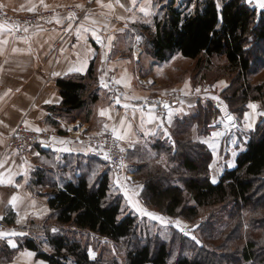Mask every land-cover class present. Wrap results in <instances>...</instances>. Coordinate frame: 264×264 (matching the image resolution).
<instances>
[{"label": "trees", "instance_id": "trees-1", "mask_svg": "<svg viewBox=\"0 0 264 264\" xmlns=\"http://www.w3.org/2000/svg\"><path fill=\"white\" fill-rule=\"evenodd\" d=\"M181 3L175 6L174 0H170L162 7L164 16L155 17V29L144 38L153 57L158 61H168L180 54L196 60L197 65L205 63L207 66L220 60L221 68L239 85L230 96L231 99L235 100L238 95L243 103L258 100L264 110V79L256 84L249 80L259 69L258 65L264 66V11H258L245 0H196L195 6L191 0ZM97 72L93 65L88 77L77 74L57 80L63 98L61 105L54 109L57 116L71 119L81 110L90 113V105L99 98L98 89L96 91L92 88L97 81ZM205 110L208 108L201 103L191 119L194 121L195 118L207 127L212 119L208 122L205 118L203 121L199 119ZM213 111L216 112L215 109ZM244 113L242 111L240 116H244ZM243 136H247L245 149L238 153L236 167L225 166L217 183L211 180L209 163L212 155L207 145L202 143L195 146L199 160L182 156V168L187 175L182 179L184 187L172 183L163 186L149 174L146 191L150 203L170 216L180 215L193 219L198 216L199 209L233 202L236 206L235 214L232 213L233 219L237 221L234 228L236 231L240 233L243 227V206L251 207L252 213L258 214L253 218V224L264 225V218L259 216L264 208V117L254 131L240 136L242 140ZM171 138L173 143L174 135ZM172 143L164 140L156 142L157 147L164 145L166 148ZM184 143L180 141L181 148H189L191 145ZM43 150L48 154L53 153L51 150ZM66 159L65 171H70L73 177L64 183L52 185L48 199L51 209L49 218L56 224L91 231L115 243H125L126 247L130 244L125 264H206L186 253L171 263L174 252L171 241H162L158 236L143 239L139 235L138 217L132 213L123 214L122 196L119 192L111 194L115 186L103 155L88 153L74 155L72 159L68 156ZM83 159H87V162ZM77 170H81L82 174H77ZM49 175L50 172L38 170L35 173V184H42L43 176L46 178ZM47 232L50 235L46 246L50 251L42 250L41 244L31 237L20 239V248L37 252V257L49 264H68L71 259L75 264H106L102 258H90L87 248L79 241H71L61 234L53 235L51 229ZM228 236L229 233L226 234ZM175 241L182 242L174 237L172 242ZM257 241L249 237L241 249L243 261L255 259ZM3 252L9 254L13 249L3 244L0 253ZM107 264L120 263L112 260Z\"/></svg>", "mask_w": 264, "mask_h": 264}, {"label": "crops", "instance_id": "crops-1", "mask_svg": "<svg viewBox=\"0 0 264 264\" xmlns=\"http://www.w3.org/2000/svg\"><path fill=\"white\" fill-rule=\"evenodd\" d=\"M109 4L112 5L111 8L108 7ZM248 4L262 11L258 7V0H251ZM141 7L149 8L151 14L145 16L139 11ZM0 8L14 13L56 10L49 21L26 29L15 30L0 20V179L3 180L0 183V217L3 219L0 220L24 227L29 221H42L51 211L45 192L50 184H45V176L42 184H35V173L38 170L52 172L50 168H43L45 161L49 159L51 166L58 164L65 171L68 156L72 159L74 155L90 153L65 139L70 138L73 123L63 121L54 113V109L63 100L57 85L58 79L77 74L88 77L94 65L99 73L97 78L100 98L96 104V124L103 127L106 125L112 132L115 129L116 132L113 133L116 137L117 133L123 136V139H117L125 146H132L133 141L140 137L155 138L156 142L164 140L171 144V134L164 128L162 120H173L177 115L181 119L186 115L191 116L195 108L193 104H181L175 109L172 106L166 110L167 115L159 118L157 108L148 105L147 98L135 91L134 73L137 71L135 69H139V57L143 53V29H155L154 19L162 8L159 0H136L135 5L132 0H0ZM69 9L76 11L69 12ZM72 14L74 18L70 20L69 16ZM108 69L116 73L118 84L123 89L116 101L111 100L109 95V84L104 74ZM143 99H146L145 102ZM102 110L106 115H100ZM83 111L86 110H81L80 113ZM258 115V108H250L242 126L230 129L231 132L226 135L230 139L229 147L225 146L223 140L225 134H209L210 139L206 142L215 155H219L222 144L223 156L227 158L231 154V158L223 159V166L236 167L237 155L245 149L247 137L243 136L242 140L240 136L245 131L255 130ZM20 123L31 130L61 134L49 144L53 153H45L37 147L25 157L17 156L9 148V140ZM88 125V122L83 123L85 127ZM83 160L87 162V159ZM76 173L82 174V171L77 170ZM220 177L221 175L217 177L213 174L211 180L217 183ZM116 184L119 185L117 182ZM14 196L18 198L15 205L12 203ZM12 232L28 234L17 230V227L3 233ZM24 235L2 236L9 238L8 243L11 240L17 244ZM28 253H20L21 256H26L23 260L25 264H29L26 261Z\"/></svg>", "mask_w": 264, "mask_h": 264}, {"label": "rangeland", "instance_id": "rangeland-1", "mask_svg": "<svg viewBox=\"0 0 264 264\" xmlns=\"http://www.w3.org/2000/svg\"><path fill=\"white\" fill-rule=\"evenodd\" d=\"M186 1L188 0H174V5L178 6L181 2L186 3ZM191 1L192 5L195 6L196 0ZM169 2L170 0H159L163 8ZM70 10L74 11L75 9H69V12ZM0 12L3 13V15H0V20L12 26L15 30L30 28L41 22L49 21L56 14V10L44 9L35 12L14 13L0 8ZM49 12L53 14L40 20L44 13ZM158 15L164 16V9H161ZM8 17L28 18L34 21H30L27 24L21 22V24H16L10 22ZM150 33L151 29H143L142 35L146 38ZM142 47L143 53L141 57H139V69H135V71H137L134 73L136 81V90H134L137 94L145 96L149 102L148 105H153L157 108L156 113L159 118L167 115L166 110L168 108L173 106L172 108L175 109L181 104L185 106L193 104L195 108L192 113L193 115L202 103L208 110H205L204 114L199 115V119L203 121V118H205L207 122L212 119L209 126L206 127L205 125H201L195 118L193 121L191 119L192 115H186L182 119L177 115L173 120L170 118H166V121L162 120L164 128L169 130L171 136L174 135V141L169 148H166L167 146L164 145L157 147L158 143L156 144L155 138L146 139L144 137H140L139 139L136 138L132 146H125L120 143L109 128L96 124V104L100 101L99 98L97 102L90 105V113L83 111L82 113L75 114L71 119H63V121L73 123L70 138L66 137L65 139L67 142L81 146L90 153H93L92 147L99 143L96 141L97 136L108 135L115 141L116 144L114 146L121 152L123 160L121 165L122 169L120 171L111 168L110 163H108L112 183L115 186L111 194L119 192L120 197L122 196L123 214L132 213L138 217V233L143 239H145L144 237L147 238V236H158L162 241H171V246H174L171 263L176 262L174 261L176 257H180L186 253L192 258L206 262V264H264V225L253 224V218L258 216V214L252 213L253 210L251 207L243 206L242 208L243 227L239 233L234 229L237 221L232 217V213L235 214L234 209L236 207L233 202L199 209L196 218L186 219L180 215L175 217L170 216L160 208L155 207V205L153 206V204L150 203L149 193L146 191V181L149 174H152L155 181L163 184V186L172 183L184 187L182 179L187 175L182 168V156H189L199 160L200 156L196 154L197 147L195 146L201 143L207 145V148L210 150V152H208L212 155L211 162L209 163L211 178L213 174L217 177L220 175L222 176L225 168V166H223L224 160H227L229 157L231 158V154L228 155L227 158L223 156L222 151L224 146L222 144L219 155H215L206 142L210 139L209 134L211 135L213 132L225 134L223 140L226 143L225 146L229 147L228 144H230V139L229 136L226 137V135L231 131L227 130L225 127V120H227L229 116H233L238 122V125L242 126L243 119L250 109L249 105L251 103H257L256 105H258L259 113L258 124L264 117V115L261 114L264 113V110L261 109L260 101L249 100L247 103H243L241 97L238 95L235 97V100L231 99L230 96L235 93L239 85L235 84L233 78L221 68L222 63L220 60H216L211 66H207L205 63L197 65L196 60H191L180 54H176L168 61H158L148 50V47L145 45V40L144 43H142ZM257 67L259 68L257 72L249 77L250 82L253 84L260 83L264 79V66L258 65ZM96 74L98 77L99 73L97 72ZM104 74L109 84L110 98L116 101L122 95L123 91L118 84L117 75L114 71L109 69ZM97 87L98 78L97 81L93 83L92 88L97 91ZM145 100L146 99H143V102H145ZM176 103H179V105H175ZM213 107H215L214 109L216 112L213 111ZM242 111L245 112L244 116H240ZM214 113L215 115L213 116ZM87 122L89 123L88 127L83 126V123ZM220 124L224 125V130L222 128L219 129ZM19 126L27 128L23 123H20L15 128L9 140V148L11 150H14L11 146L12 136ZM239 126L237 127L239 128ZM204 127L206 130H204ZM38 132L48 133L52 136V140L49 144H52L53 141H56L59 136H61L59 133H52L49 131ZM69 134L70 131L68 130V135ZM181 140L191 144L190 147L181 148ZM49 144L46 145L48 148L50 147ZM43 146V144L35 145L29 152L22 156L15 153L19 157H25L37 147L45 149ZM183 148L186 149L182 150ZM167 149L169 150L167 151ZM174 150L177 151L176 154H174ZM45 164L46 165L43 166L45 170H49L48 168L52 170V172H50L52 175H49L51 178L49 179L46 177L45 183L50 184L51 187L58 182L62 183L73 177L69 171H63L56 162V165L51 166L52 163L47 159ZM226 167L229 168V166ZM59 175H61V177H59ZM116 182L119 185H117ZM50 186L47 187L45 191L48 198L52 191ZM189 202H191V200ZM50 213L42 221H29L24 227L16 226V224L13 226L7 224L4 220H0V222L5 224V228L0 229V233L13 230L15 227H17V230L26 231L28 233L24 235V237H20L17 244L15 243L17 247H11L7 241L9 238H4L0 235V246L8 244L9 247L13 249V252L9 254H5L4 252L0 253V264H16V262L20 264L26 257L21 256L20 253L25 251L34 253V255H28L26 259V261H29V264H37L39 262V264H43V262L49 264L43 259L40 261L37 257V252L28 248H20V239L23 240L31 237L41 244L42 250L50 251L46 246V240L50 235L49 232H47L48 229H51V234L53 235L61 234L65 235V237L71 241H79L87 248L89 255L91 253L94 254L97 259L102 258L106 264L112 260H117L120 264H125L127 250L130 248V244L126 247L125 243H115L91 231H80L72 226L62 227L49 218ZM148 213L154 214L155 218L148 215ZM259 216L264 218V208L261 209ZM177 222H179V227H177ZM52 229H56L57 231L54 233ZM181 229H183V231H181ZM228 233L229 236L226 237ZM174 237L179 238L182 242L175 241L173 243L172 240ZM193 237H195V239H193ZM249 237L258 240V245L255 247L256 257L253 261H243L241 249L245 247ZM134 238L136 239V236H134ZM178 244L179 246H176ZM23 264H25V262H23ZM68 264H75V262L71 259Z\"/></svg>", "mask_w": 264, "mask_h": 264}, {"label": "built area", "instance_id": "built-area-1", "mask_svg": "<svg viewBox=\"0 0 264 264\" xmlns=\"http://www.w3.org/2000/svg\"><path fill=\"white\" fill-rule=\"evenodd\" d=\"M52 12L44 13L43 17L40 18V20H43L44 18L52 15ZM0 15H3L2 12H0ZM8 20L10 22L16 23V24H27L30 21H34L33 19L28 18H18V17H8ZM39 20V21H40ZM21 22V23H20ZM115 97V96H114ZM233 117V116H232ZM226 125L225 127L227 130L236 128L238 126V122L236 121L235 117L233 121H229L228 119L225 120ZM222 128L224 130V125L220 124L219 129ZM52 136L48 133H42L38 131H33L28 128H25L24 126H19L17 130L14 132L11 140V146L13 147L14 151L19 155L22 156L25 153L29 152V150L38 144L48 145L49 142H51ZM96 141L99 143L92 147V152L103 155L104 157L107 156L108 163H110L111 168L121 170L122 160L123 156L121 152H119L115 148V141L108 135L104 136H97ZM5 228V224L3 222H0V229Z\"/></svg>", "mask_w": 264, "mask_h": 264}, {"label": "snow or ice", "instance_id": "snow-or-ice-1", "mask_svg": "<svg viewBox=\"0 0 264 264\" xmlns=\"http://www.w3.org/2000/svg\"><path fill=\"white\" fill-rule=\"evenodd\" d=\"M248 2L251 3V0H248ZM132 4L135 5V4H136V0H132ZM108 7L111 8L112 5L109 4ZM121 7H123V5H121ZM258 7H259L262 11H264V0H258ZM30 10H31V9H30ZM129 11H131V9H129ZM139 11L142 12L145 16H148V15L151 14L150 11H149V8H147V7H141V8L139 9ZM73 18H74V14H72V15L69 16V19H70V20L73 19ZM219 19L222 20V17H219ZM56 22H57V23H60L59 20H57ZM93 23H95V21H93ZM80 27H81V28H84V25H81ZM85 30H88V29H85ZM57 75H58V74H57ZM198 91H199V90H198ZM249 107H250L251 109H257V108H258V105H256V104H250ZM261 114L264 115V113H261ZM100 115H101V116H104V115H106V113L102 110V111L100 112ZM228 120H229V121H233V120H234V117L229 116V117H228ZM105 127H107V126L105 125ZM37 131H39V129H37ZM113 132L115 133L116 130L113 129ZM117 138H118V139H123V136H120V135L117 133ZM64 150L67 151V149H64ZM105 158H107V156H106ZM24 175H25V179H27V173H26V172L24 173ZM0 183H3V180H2V179H0ZM9 183H12V181H9ZM17 199H18V198L15 197V196L12 198V203H13L14 205H15ZM148 215H151V216H153V218H155L154 214L148 213ZM0 219H3V217H0ZM18 222H19V221H18ZM177 227H179V222H177ZM52 231L55 233L57 230H56V229H52ZM181 231H183V229H181ZM0 235H10V236H15V235H24V233H15V232L8 233V234L0 233ZM193 239H195V237H193ZM9 244H10L11 247H17V245H16L15 243H13L11 240H9ZM28 255L31 256V255H34V253H28ZM90 258L95 259L94 254H91V253H90Z\"/></svg>", "mask_w": 264, "mask_h": 264}, {"label": "water", "instance_id": "water-1", "mask_svg": "<svg viewBox=\"0 0 264 264\" xmlns=\"http://www.w3.org/2000/svg\"><path fill=\"white\" fill-rule=\"evenodd\" d=\"M43 147H44V148H48V146H46V145H44Z\"/></svg>", "mask_w": 264, "mask_h": 264}]
</instances>
